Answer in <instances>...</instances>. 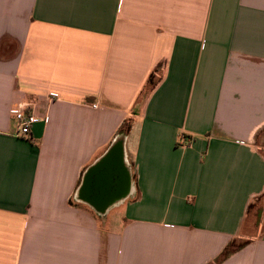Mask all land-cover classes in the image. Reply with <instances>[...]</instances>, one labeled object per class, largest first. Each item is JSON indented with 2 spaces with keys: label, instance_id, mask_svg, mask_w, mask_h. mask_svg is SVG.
<instances>
[{
  "label": "crops",
  "instance_id": "crops-1",
  "mask_svg": "<svg viewBox=\"0 0 264 264\" xmlns=\"http://www.w3.org/2000/svg\"><path fill=\"white\" fill-rule=\"evenodd\" d=\"M0 264H264V0H0Z\"/></svg>",
  "mask_w": 264,
  "mask_h": 264
},
{
  "label": "water",
  "instance_id": "water-1",
  "mask_svg": "<svg viewBox=\"0 0 264 264\" xmlns=\"http://www.w3.org/2000/svg\"><path fill=\"white\" fill-rule=\"evenodd\" d=\"M124 161H125L124 159V138L122 137V138L117 139L111 145L106 155L89 170V173L85 177L83 192L84 190L87 191L88 189V193H89L92 189L94 195L101 196L107 193V196H109L110 194L115 193L113 189L116 188V190L117 189L119 190V187H122V185L115 186L112 182V176H113L112 170L114 166L115 167L117 166L118 171H121L120 175L122 177V181L124 185L123 187H125V183L126 182L130 183L131 178L128 175L126 164ZM122 168H124L125 173L122 171ZM97 197L96 198L91 197L89 199V202L93 206L98 207L100 209L109 208V206H111V204L115 202L113 198L112 199H109V198L99 199Z\"/></svg>",
  "mask_w": 264,
  "mask_h": 264
},
{
  "label": "built area",
  "instance_id": "built-area-1",
  "mask_svg": "<svg viewBox=\"0 0 264 264\" xmlns=\"http://www.w3.org/2000/svg\"><path fill=\"white\" fill-rule=\"evenodd\" d=\"M30 104L18 105L13 110V117L16 121V136L26 137L30 135L33 125L39 121L36 113L33 109H29ZM192 142V138L182 136L179 140L181 146H189Z\"/></svg>",
  "mask_w": 264,
  "mask_h": 264
},
{
  "label": "rangeland",
  "instance_id": "rangeland-1",
  "mask_svg": "<svg viewBox=\"0 0 264 264\" xmlns=\"http://www.w3.org/2000/svg\"><path fill=\"white\" fill-rule=\"evenodd\" d=\"M160 74H161V67L159 66L157 70V74H155V77L153 78L152 85L151 86L149 85L147 92H150V89L153 87V84H155L158 81ZM262 212H263V205L260 200V203H258V205L255 204L251 206L249 210V215L246 220V224L248 226L258 224L259 220L261 219Z\"/></svg>",
  "mask_w": 264,
  "mask_h": 264
},
{
  "label": "trees",
  "instance_id": "trees-1",
  "mask_svg": "<svg viewBox=\"0 0 264 264\" xmlns=\"http://www.w3.org/2000/svg\"><path fill=\"white\" fill-rule=\"evenodd\" d=\"M150 80H151V78L149 79V81H148V82H151Z\"/></svg>",
  "mask_w": 264,
  "mask_h": 264
}]
</instances>
